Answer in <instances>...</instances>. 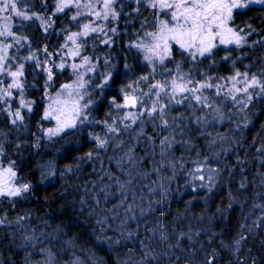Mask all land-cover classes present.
<instances>
[{
	"label": "snow or ice",
	"instance_id": "6c2138e0",
	"mask_svg": "<svg viewBox=\"0 0 264 264\" xmlns=\"http://www.w3.org/2000/svg\"><path fill=\"white\" fill-rule=\"evenodd\" d=\"M30 90L45 101L35 131L37 101ZM0 114L7 127L0 130V231L11 253L0 264H17L15 256L20 264H107L101 253L121 247L127 258L118 255L116 264H264V190L255 191L234 235L220 223L234 211L231 187L226 206L208 216L187 215L193 200L203 196L207 205L222 181L238 180L241 195L255 183L246 174L247 154H237L235 164L228 156L243 146L242 130L264 114V0H0ZM225 121L235 125L231 136L216 128ZM85 135L90 149L75 157L76 170L100 160L103 174L98 190L89 194L83 185L71 207L78 203L80 215L95 219L90 240L81 242L42 217L34 227L30 211L13 216L37 192L13 156L28 149L40 155L49 144L63 141V148ZM110 150L107 159L118 174L103 169L101 155ZM252 159L264 189V140ZM38 169L39 183L54 185L58 176L61 196L69 198L72 164L61 170L54 157ZM181 174L183 188L195 195L169 224L165 204ZM153 175L151 184L143 183ZM138 182L158 198L149 196L145 205ZM176 194L184 192L177 188ZM112 197L119 202L100 207ZM120 209L124 216L112 228L107 221ZM150 215L154 222L141 235L142 218Z\"/></svg>",
	"mask_w": 264,
	"mask_h": 264
},
{
	"label": "trees",
	"instance_id": "16d2710c",
	"mask_svg": "<svg viewBox=\"0 0 264 264\" xmlns=\"http://www.w3.org/2000/svg\"><path fill=\"white\" fill-rule=\"evenodd\" d=\"M255 16L256 14H250ZM56 40L53 38L51 43H55ZM247 63V61H245ZM67 76L65 73L63 76L59 77V80H64ZM29 81H31V76L28 77ZM42 83V81H41ZM30 96L37 101V106L35 112L31 119L30 128L32 131H35L36 122L39 119V115L43 111V107L45 101L40 99L41 92L39 90H30ZM107 110L106 105L102 106L98 109V115L103 117L104 112ZM264 125V114H257L250 124L249 128L243 129V137L241 138L242 147L239 149H234L233 152L229 153L228 158L231 159L232 163L235 164V156L238 154L241 158L247 154L249 163L246 167V174L250 181H255L253 185H250V189L248 192L238 194L236 192V188L238 187V180L233 181L231 184L226 182H221V185H218L217 188L213 191V193L208 194V202L207 205L204 203L203 196L199 197L197 200H193V209L187 215L189 217L196 215L199 216L204 214L206 216L211 215L215 212L216 207L218 205H225L229 199V187L232 189L233 199H234V211L229 213L230 220L220 221L226 228L228 235H234L235 231L238 227V224L241 222L242 213L246 214L249 210V206L252 203V200L255 198L256 190H264L260 189L259 177L256 176L255 169L258 168V162L252 159V156L255 154V148L260 146L262 140H264V128L261 127ZM44 126H48L47 122H44ZM216 128L221 133H227L231 136L230 128H235L234 124H231L228 121H225L224 124L217 125ZM0 130L7 131V127L5 126V119L0 118ZM28 140H31L32 137L28 133H23ZM10 139H14V135L10 137ZM253 140H255V144H253ZM227 143V142H225ZM61 144H64L63 141L60 144H49L48 148L40 149V155H36L35 149H28L20 156H13V159H17L20 167V173L25 179H30L37 186V192L33 196V198L27 202H23L21 207L15 209L12 212V215L15 216L17 213H23L30 211L32 214L33 226L35 227L37 223V217H42L46 219L52 228H55L57 225H63V231L67 232L69 236H79L81 242H85L90 240L91 232L93 227H97L95 223V219L88 216V213L85 212L84 215L79 214L80 205L77 203L76 208H72L71 205L73 201H78L79 198L84 194L83 185L88 184L89 189L88 192L91 194L94 191L98 190V186L100 181L98 177L103 174L101 168L100 160L88 162L85 161L79 165V169L76 170V162L75 157L83 156L86 151L90 149V145L87 141L86 135L80 137L78 141L75 140L71 144H65L63 148H61ZM200 148L205 152L210 154V149L206 145L204 139L199 141ZM217 148L218 146H213ZM179 154V153H177ZM113 155L110 150L106 155L102 154L101 159L103 162V169L111 168L114 174L116 173L115 163H109L107 157ZM55 157V163L57 167L63 170L67 165L72 164L74 172L69 174L68 178V193H71L68 199H64L61 196L62 186L64 182L61 181L58 176L55 180V184L50 183H39V169L38 165L41 162H47L48 160H52ZM215 166V165H213ZM170 175V173H167ZM156 179L155 175L151 177L150 180L143 181V183L151 184V180ZM167 184V181H164ZM184 183V175L181 174L179 178L172 182L171 185V194L169 195V201L165 204V207L168 209L169 218L168 223L171 224V219L176 215L177 211L183 213L185 201L192 200L195 194L191 193L190 190L185 191L183 188ZM91 184H96L97 188L93 189ZM76 186H79V191L75 190ZM155 187V185H153ZM179 188L180 192H184L183 196L177 195L176 190ZM138 197L143 195L145 197L144 204H147V199L149 196L152 197L153 200L158 198V193H149L147 188H141L140 183L138 182L136 187ZM67 194V193H66ZM247 201V204H244L242 207V201ZM91 203V201H89ZM119 201L117 197H112L109 199L107 203L103 200L101 202V208H111L114 204H117ZM128 203H131L129 199ZM139 198L137 199V204H139ZM107 215L111 216V213ZM155 217L159 216V213L156 212ZM124 216L123 209L119 210V216L115 220L107 221L108 224L111 225L112 228H116L120 224V219ZM137 216H139V211L137 209ZM145 219V223L140 224V232L141 235L144 233V228L146 224H151L154 222L153 216H148ZM90 221V223H89ZM191 222L194 226L198 223L196 220L185 221V223ZM207 222V221H205ZM129 226L132 229H135L136 222L129 221ZM40 227H44L43 224L39 225ZM51 231V228L48 229ZM108 235H112V232L109 231ZM8 244V240L3 231H0V260H4L5 257L11 255L8 251V248L5 246ZM256 246L259 245V239L255 241ZM86 246L91 247V244H87ZM251 246V245H250ZM119 247V246H118ZM255 250V249H254ZM127 249L120 248L119 253L116 252H104L101 255L104 256L107 264H116L117 256L121 258V260L126 259ZM14 260L17 261V264H20L21 257L15 256Z\"/></svg>",
	"mask_w": 264,
	"mask_h": 264
},
{
	"label": "rangeland",
	"instance_id": "374dc122",
	"mask_svg": "<svg viewBox=\"0 0 264 264\" xmlns=\"http://www.w3.org/2000/svg\"><path fill=\"white\" fill-rule=\"evenodd\" d=\"M0 118L5 119V117L2 114H0ZM47 124H48V122H47ZM37 258H39V257H37Z\"/></svg>",
	"mask_w": 264,
	"mask_h": 264
}]
</instances>
